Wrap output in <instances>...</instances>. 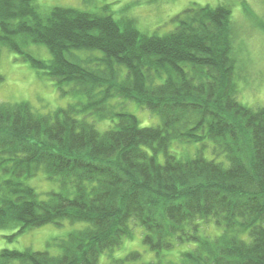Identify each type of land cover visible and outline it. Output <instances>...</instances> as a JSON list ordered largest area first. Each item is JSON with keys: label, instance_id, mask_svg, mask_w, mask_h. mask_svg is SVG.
<instances>
[{"label": "trees", "instance_id": "trees-1", "mask_svg": "<svg viewBox=\"0 0 264 264\" xmlns=\"http://www.w3.org/2000/svg\"><path fill=\"white\" fill-rule=\"evenodd\" d=\"M172 21L148 34L106 7L43 12L35 0H0V55L6 47L61 95L85 99L47 113L0 102V229L85 224L54 241L59 255L2 248L0 264H98L132 224L157 254L146 264H264V106L238 101L230 7L193 5ZM113 98L160 123L141 126ZM88 116L116 122L100 131ZM206 140L224 161L203 156ZM177 143L201 148L178 157ZM38 173L57 184L45 199L27 183ZM210 224L218 233L201 234ZM185 242L195 246L177 261L159 257Z\"/></svg>", "mask_w": 264, "mask_h": 264}, {"label": "rangeland", "instance_id": "rangeland-1", "mask_svg": "<svg viewBox=\"0 0 264 264\" xmlns=\"http://www.w3.org/2000/svg\"><path fill=\"white\" fill-rule=\"evenodd\" d=\"M216 6L224 4L230 7L233 23L232 53L235 59L234 81L238 90V101L247 107L264 106V0H35L40 11L52 7H69L80 10L96 11L106 7L107 13L125 15L135 19L138 28L148 34L164 35L175 27L173 18L190 6ZM35 45L30 47L34 51ZM40 58H50L48 50L39 45ZM0 102H28L40 113H47L69 104L83 103L81 96L61 95L54 81L41 70L33 68L28 62L22 61L19 55L1 47ZM110 105L120 106L136 116L141 126H155L160 123L159 117L146 108L138 106L134 101L113 98ZM81 117V115H78ZM100 131L110 129L116 122L113 119H96L88 116ZM203 156L207 159L224 161L223 156H215L211 151V142L204 141ZM199 143L173 144L171 151L178 157L193 156L200 149ZM40 198L45 199L48 192L57 189V184L49 181L43 174L27 180ZM85 225L81 222L70 223L65 220L60 225L45 224L16 234L14 229H0V249H30L47 251L51 255H59L60 248L53 244L63 239L74 230ZM133 234L125 238L122 244L112 252L102 253L98 264H146L157 260V254L143 242V229L132 224ZM201 234L216 235L218 230L210 224L201 229ZM194 243L175 244L168 250H162L159 257L164 261H177L181 252L190 250ZM137 252L139 257L130 259V253Z\"/></svg>", "mask_w": 264, "mask_h": 264}]
</instances>
